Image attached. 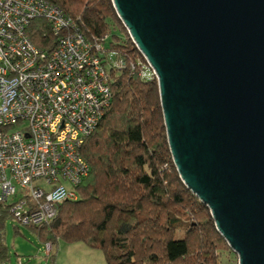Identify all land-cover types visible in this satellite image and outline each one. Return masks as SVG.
I'll return each mask as SVG.
<instances>
[{"label": "water", "instance_id": "obj_1", "mask_svg": "<svg viewBox=\"0 0 264 264\" xmlns=\"http://www.w3.org/2000/svg\"><path fill=\"white\" fill-rule=\"evenodd\" d=\"M154 72L184 186L237 264H264V0H111Z\"/></svg>", "mask_w": 264, "mask_h": 264}, {"label": "trees", "instance_id": "obj_2", "mask_svg": "<svg viewBox=\"0 0 264 264\" xmlns=\"http://www.w3.org/2000/svg\"><path fill=\"white\" fill-rule=\"evenodd\" d=\"M47 1L68 15L87 40L102 42L126 64L109 70V104L79 148L89 170L74 188L77 197L62 201L50 220L27 226L51 249L57 238L98 248L105 264H222L234 252L216 231L208 208L178 177L156 79L139 75L136 59L145 60L111 0ZM26 32L41 51L56 44L57 35L42 17L32 18ZM6 217L12 218L0 205V226ZM45 257L56 264L52 250ZM6 258L0 233L3 264Z\"/></svg>", "mask_w": 264, "mask_h": 264}, {"label": "built area", "instance_id": "obj_3", "mask_svg": "<svg viewBox=\"0 0 264 264\" xmlns=\"http://www.w3.org/2000/svg\"><path fill=\"white\" fill-rule=\"evenodd\" d=\"M34 17L57 35L48 52L26 32ZM136 63L141 78L154 76L146 61ZM125 64L82 36L57 5L0 0V205L17 222H46L77 197L74 188L89 170L79 148L109 104V70ZM50 249L44 243L45 254Z\"/></svg>", "mask_w": 264, "mask_h": 264}, {"label": "rangeland", "instance_id": "obj_4", "mask_svg": "<svg viewBox=\"0 0 264 264\" xmlns=\"http://www.w3.org/2000/svg\"><path fill=\"white\" fill-rule=\"evenodd\" d=\"M62 182L68 185L66 181ZM0 233L7 247L5 264H49L45 257L44 243L34 228L6 217L0 226ZM51 250L56 255V264H105L100 249L90 248L79 241L67 242L57 238ZM227 254L222 264H237L236 255ZM3 262L1 259L0 264Z\"/></svg>", "mask_w": 264, "mask_h": 264}]
</instances>
